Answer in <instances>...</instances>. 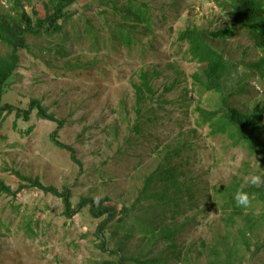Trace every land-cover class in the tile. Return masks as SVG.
I'll return each instance as SVG.
<instances>
[{"label":"rangeland","instance_id":"rangeland-1","mask_svg":"<svg viewBox=\"0 0 264 264\" xmlns=\"http://www.w3.org/2000/svg\"><path fill=\"white\" fill-rule=\"evenodd\" d=\"M16 1L0 0V12H16ZM20 1L34 18L43 14L44 0ZM130 2L148 3L155 16L157 49L148 50L146 60L149 66H158L162 71L155 80L160 91L166 82L179 78L173 89L165 93L168 100H177L184 86L193 87L192 75L201 66L189 59L186 45L179 50L175 44L178 30L189 25L213 29L231 22L228 10L222 9L216 0H79L72 6L77 13L65 22L63 31L41 37L29 35L30 48L22 49L20 68L12 77L3 101L27 108L32 97L42 98L60 118H65L59 139L76 147L83 166L71 159L67 149L51 141L50 134L58 128L57 122L38 117L36 110L28 121L13 112L2 120L7 139L0 143V178L12 188L19 187L20 179L14 173L18 170L40 176L46 184L60 188L67 185L72 190L74 205L87 194L108 195V203L118 209L124 202L137 198L145 174L157 163L153 166L152 161L148 162L143 140L140 147L135 140L131 146L125 143L136 117L131 79L136 78L134 72L143 67L144 61L138 57L137 48L128 52L117 47L111 32L116 31L115 24L122 21L125 6ZM114 3L120 10L113 8ZM137 36L143 37L142 33ZM147 40L151 42L152 36ZM224 41L217 44L225 45L230 59L242 62L238 71L229 77L227 87L236 88L239 78H247L248 72L249 93L242 98L251 106L258 101L264 104V76L251 64L262 52L246 29H240L234 38ZM8 51L7 44L0 41V58ZM68 62L74 68L67 67ZM85 63L88 68L80 67ZM173 63L177 71L169 67ZM218 97L219 93L205 92L201 100L204 106L215 108ZM168 110L167 118L177 119L187 111L184 125L187 130L195 126L192 110L182 109L179 102L170 103ZM30 126L33 130L28 132ZM114 127L118 128V136L114 134ZM197 142L195 170L202 171L205 183H229L234 175H241L240 170L246 169L248 163L251 168L246 175L261 174V163L245 147L233 145L224 135L212 136L208 128L199 129ZM119 146L127 153L119 154ZM241 154L243 159H239ZM139 158L143 160L141 163H137ZM63 208L60 197L38 188H23L16 196L0 192V220L4 223L0 226V264H103L115 258L97 246L100 240L94 231L102 218L93 217L88 208L68 218ZM206 214L198 218L202 224L189 234V240H211L213 230L222 228V215L215 206L209 207ZM27 223L33 228L32 236L26 232ZM116 233L124 235L119 229ZM257 236L264 237V222ZM137 238V234L132 236L129 247H136ZM115 240L116 237L110 241V246ZM196 248L193 247L194 256L198 254ZM206 260L200 257L197 262Z\"/></svg>","mask_w":264,"mask_h":264},{"label":"trees","instance_id":"trees-1","mask_svg":"<svg viewBox=\"0 0 264 264\" xmlns=\"http://www.w3.org/2000/svg\"><path fill=\"white\" fill-rule=\"evenodd\" d=\"M78 1L44 0L43 14L34 10L36 18L20 0L16 1L18 8L14 7L16 12H0V41L9 47L8 53L0 58V143L7 139L2 122L6 115L15 112L18 118L28 121L36 110L38 117L58 123V128L50 134L51 141L61 149H67L71 159L82 167L76 147L59 139V129L64 125L65 118H60L42 98L32 97L27 108L3 101L12 77L20 68L22 49L30 48L28 36L41 37L63 31L65 22L77 13L72 6ZM216 2L222 9L228 10L231 17L228 25L213 29L189 25L178 30L175 44L179 50L186 45L189 59L201 66L192 75L193 87L184 86L177 100H168L165 93L173 89L179 78L166 82L160 91L155 80L162 75V71L158 66H149L146 60L150 53L148 50L157 49L158 40L156 20L150 5L127 3V18L123 14L122 21L115 24L116 31L111 32L112 42L117 47L121 46L128 52L137 48L138 57L144 61L143 67L134 72L136 78L131 79L136 117L125 143L131 146L135 140L140 147L145 142L148 162L152 161L153 166L157 164L145 174L142 188L134 201L124 202L118 209L108 203V195L97 197L87 194L82 195L74 205L72 190L67 185L60 188L46 184L40 176L27 175L18 170L14 173L20 179L19 187L14 189L0 178V192L16 196L23 188L34 187L52 193L62 199L63 214L68 218L88 208L93 217L102 218L94 231L96 239L100 240L97 246L115 255L114 259L105 260L103 264H169L170 260L172 264H264V237L257 236L264 222V185L244 183L243 178L249 173L251 163L240 170L241 175L238 173L229 183L218 185L205 183L202 171H196L198 130L208 128L210 135H224L233 145L245 147L248 154L261 163V174H264V104L258 101L251 106L244 102L242 95L249 93L248 72L245 73L247 78H239L236 88L227 87L229 77L238 71L242 62L230 59L225 45L217 44V41L234 38L240 29H246L262 52L260 58L251 64L263 77L264 0ZM113 8L120 10L116 3ZM139 33L143 37H138ZM150 36L153 40L146 41ZM67 64V67L74 68V64ZM80 67L88 68V64ZM169 67L177 71L175 63L169 64ZM194 92L198 95L195 96ZM205 92L219 93V104L215 108L203 105L201 97ZM176 102L182 109L192 110L194 127L187 130V125H184L187 111L182 112L180 119L167 118L168 105ZM14 122L17 123V119ZM32 130L33 126H30L28 132ZM113 131L118 136V128L114 127ZM117 152L121 154L126 150L119 146ZM128 155L131 157V154ZM142 161L139 158L137 163ZM238 189L249 193V207L235 204L233 193ZM213 206L222 215V228L213 230L211 240H189V234L202 224L198 218L206 217L208 208ZM2 225L4 223L0 220ZM25 227L28 235H34L30 223ZM116 229L124 231L123 237L117 235ZM110 231L111 237L108 236ZM134 234L138 235V242L133 249L129 244ZM114 237L116 240L110 246ZM194 246H197L196 256L193 255ZM200 257L207 260L198 263Z\"/></svg>","mask_w":264,"mask_h":264},{"label":"clouds","instance_id":"clouds-1","mask_svg":"<svg viewBox=\"0 0 264 264\" xmlns=\"http://www.w3.org/2000/svg\"><path fill=\"white\" fill-rule=\"evenodd\" d=\"M239 159H243V155L241 154ZM244 183L253 185V186H261L264 185V174L250 173L246 175L244 178ZM233 200L238 207L247 208L251 204V199L249 193L238 189L233 193Z\"/></svg>","mask_w":264,"mask_h":264}]
</instances>
